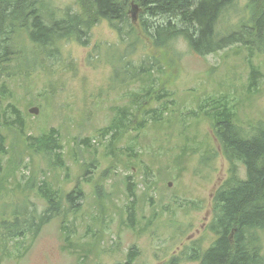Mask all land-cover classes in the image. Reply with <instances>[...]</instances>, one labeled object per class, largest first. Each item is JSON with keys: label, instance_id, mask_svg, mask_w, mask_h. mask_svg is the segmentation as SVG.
<instances>
[{"label": "rangeland", "instance_id": "obj_1", "mask_svg": "<svg viewBox=\"0 0 264 264\" xmlns=\"http://www.w3.org/2000/svg\"><path fill=\"white\" fill-rule=\"evenodd\" d=\"M38 1L46 19L52 8L70 7L75 12L79 7L76 0ZM250 3L236 0L218 22L217 33L249 24ZM130 12L140 40L130 61L139 66L152 55L161 60L165 64L161 82L175 93L176 102L170 122L150 123L140 135L131 132L113 152H108L111 139L102 131L110 126L115 109L128 105V92L137 93L141 86L114 80L115 68H124L127 46L118 33L103 21L92 29L87 45L69 38L58 44L54 55L41 53L27 27L7 41L2 37L12 51L7 55L9 73L0 79V114L10 122L17 117L15 107L23 132L19 127L2 129L6 153L1 156L0 223L13 221L19 211L43 215L47 204L38 191L43 183L64 195L79 185L82 196L73 208L63 199L62 213L38 235L5 243L0 229V264H119L133 251L138 254L133 264H168L194 243L203 253L216 240L210 230L213 195L228 179L229 163L209 121L203 115L194 118L193 113L200 100L224 96L235 108L237 123L247 131L264 124V54L253 55L261 74L254 91L248 89L250 54L244 47L198 55L183 44L179 60L170 67L163 53L153 51L140 33V11ZM21 68L25 71L13 76L11 71ZM33 108L39 109L37 115L30 113ZM184 127L191 138L188 147L196 150L182 152ZM51 129L59 134L64 167L56 165L55 157L30 148V137L40 139ZM131 138L140 152L135 158L123 150L133 143ZM85 139L90 140L87 146L82 144ZM91 163L94 166L85 177ZM148 170H153L150 182ZM128 178L135 183V198L127 197ZM132 201L135 229L129 227L127 212ZM261 240L264 255V231Z\"/></svg>", "mask_w": 264, "mask_h": 264}, {"label": "trees", "instance_id": "obj_2", "mask_svg": "<svg viewBox=\"0 0 264 264\" xmlns=\"http://www.w3.org/2000/svg\"><path fill=\"white\" fill-rule=\"evenodd\" d=\"M235 1L76 0L79 6L77 11L74 12L75 8L73 10L70 7L59 11L53 9L50 17L44 19L36 14L35 7L31 5L38 0H0V37L1 42L2 37L5 38L3 41H7L27 27L32 42L38 45L41 53L54 55L58 44L69 38L74 37L81 44L87 45L92 29L103 21L118 33L120 42L126 43L127 46L123 57L124 68L122 71L115 68L114 80H121V85L139 82L141 86L137 93L128 92V105L115 109L110 126L102 131L103 136L111 139V148L108 150L110 152L131 132L140 135L150 123L162 125L170 122L172 111L175 109V93L161 82L165 64L162 65L161 60L154 55L144 59L139 66L129 59L135 54L140 42L131 18V8L136 6L141 13L140 33L150 42L153 51L163 53L162 56L166 59L163 61L170 67H174L172 64L179 60L182 53L180 47L183 44L190 52L198 55L244 47L250 54L248 62L251 74L248 89L254 91L261 74L253 64V55L255 52L264 54V0H251V26L243 23L239 30L220 35L217 33L218 22ZM58 15L59 17H56ZM6 19L9 22H6ZM5 44L0 43V79L5 77L10 69L8 65L11 61L7 55L12 50L9 42ZM24 65L23 63L22 66ZM24 71L25 69L21 68L11 73L17 76ZM154 73L157 75L154 76ZM13 112L17 117L10 122L0 114V172L1 156L6 153L2 129L19 127L20 133L23 132V123L15 107ZM200 115L209 121L229 163V177L214 193L212 201L213 217L210 230L217 238L205 252L202 253L201 246L194 243L191 248L184 250L181 257L172 258L168 264H181L186 260L198 261L201 264H264L261 240V232L264 231V124L253 126L252 132L247 131L237 123L235 108L224 96L200 100L198 111L194 112L193 116L197 118ZM178 122L181 123V120ZM187 130L186 127L181 129V138L185 139L182 152L196 150L188 147L191 138ZM29 139L33 141L30 148L35 153L48 158L55 157L56 165L64 167L61 159L62 145L56 130L51 129L40 139ZM131 141L133 143L123 150L129 158H135L140 152L136 148L137 143L132 138ZM89 142L90 140L85 139L82 144L87 146ZM93 166L92 163L86 165L85 177ZM145 172L146 181L150 182L153 170ZM134 185L128 178V198L136 196ZM38 191L47 204L45 213L40 216L31 213L33 215L30 216L27 212L22 211L21 214L19 211L13 221L2 220L0 229L5 243L38 235L50 219L59 217L62 213L63 199L73 208L82 196L79 185L65 195L52 190L46 183L41 184ZM133 204L132 201V204L127 206L131 229L136 228L134 219H131L135 216ZM69 241V235H66L65 242L69 244ZM1 252L6 255L9 253L8 249ZM137 255L133 251L126 262L119 264H133Z\"/></svg>", "mask_w": 264, "mask_h": 264}, {"label": "bare ground", "instance_id": "obj_3", "mask_svg": "<svg viewBox=\"0 0 264 264\" xmlns=\"http://www.w3.org/2000/svg\"><path fill=\"white\" fill-rule=\"evenodd\" d=\"M31 5H32L33 7H35V9H36L35 12H36V14H39V16L43 17V16H42V13H41L42 10H43L41 7H44L43 4H40V6H41V7H40V6H39V1H38L37 3H35V4H31ZM49 5H50V4H49ZM52 10H53V8H52ZM137 10H139V9L137 8ZM45 11H48V9L46 8ZM44 19H45V18H44ZM219 21H220V20H219ZM48 22H49V21H48ZM245 24H248V23H245ZM249 26H251L250 23H249ZM240 28H241V27H240ZM234 31H237V30H234ZM234 31L228 32V33H226V35H227V34H230V33H232V32H234ZM220 35H224V34H220Z\"/></svg>", "mask_w": 264, "mask_h": 264}, {"label": "water", "instance_id": "obj_4", "mask_svg": "<svg viewBox=\"0 0 264 264\" xmlns=\"http://www.w3.org/2000/svg\"><path fill=\"white\" fill-rule=\"evenodd\" d=\"M136 10H137V7L134 6L133 9H132V11L134 12V11H136ZM30 113H31V114H35V115H37V114L39 113V109H38V108H33V109L30 110ZM170 185H171V184H170Z\"/></svg>", "mask_w": 264, "mask_h": 264}]
</instances>
